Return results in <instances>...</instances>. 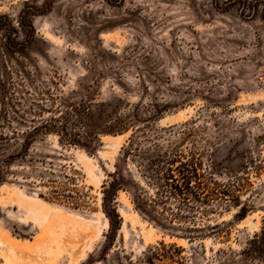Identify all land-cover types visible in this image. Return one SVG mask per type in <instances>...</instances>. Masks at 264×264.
Masks as SVG:
<instances>
[{
	"label": "rangeland",
	"instance_id": "obj_1",
	"mask_svg": "<svg viewBox=\"0 0 264 264\" xmlns=\"http://www.w3.org/2000/svg\"><path fill=\"white\" fill-rule=\"evenodd\" d=\"M174 154L245 216L173 220ZM0 264H264V0H0Z\"/></svg>",
	"mask_w": 264,
	"mask_h": 264
},
{
	"label": "trees",
	"instance_id": "obj_2",
	"mask_svg": "<svg viewBox=\"0 0 264 264\" xmlns=\"http://www.w3.org/2000/svg\"><path fill=\"white\" fill-rule=\"evenodd\" d=\"M29 28L31 32H34L32 25H29ZM3 33L5 35V38L7 39L8 36L6 32ZM43 129L45 132H53L58 135H66L67 130L66 126L58 127L55 125H47L44 126ZM76 141L77 142L75 143L85 145L80 143L79 140ZM127 155L128 149L127 146H125L122 148V159L124 161L126 160ZM119 172L120 169L116 165L114 178L120 181V185H123L121 182L122 180L119 177ZM151 175L158 186V193H160L161 195H165L168 198L172 197L178 201L176 205L177 211L171 213L173 220H177L179 222L183 219L181 213H190L191 211H193L194 207L189 204V201L196 203L197 206L203 205L207 207L209 198L213 199L214 196H219L221 199H228L225 204H220L221 206H227L230 204L239 206V211L236 214L237 217L245 216V209L243 206H240L239 196L235 195L230 188L231 182H228L226 184L220 183L214 180L211 171L200 172L198 170L197 163L192 158L187 159L186 161H182L181 156L176 154L168 158L164 155L158 156L151 162ZM208 184H211L212 186L210 185L209 187ZM199 192L205 194L203 196H200ZM134 201L136 207H138L144 214L152 213L155 210V207L153 205H150L149 209L147 208V202L142 200L141 192L139 191L134 194ZM195 225L196 224H193L192 227H188L184 230L182 229V236L186 237L189 242L194 241L198 238H202L204 235L202 233L203 228H197ZM218 226L219 225H215L214 227ZM176 249L178 250V252H182L181 247H176ZM260 249V246H254L251 250L256 256L260 255L258 254L261 252Z\"/></svg>",
	"mask_w": 264,
	"mask_h": 264
}]
</instances>
